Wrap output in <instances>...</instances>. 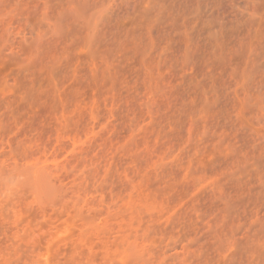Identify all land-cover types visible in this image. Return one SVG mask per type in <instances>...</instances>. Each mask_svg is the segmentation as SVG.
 I'll return each instance as SVG.
<instances>
[{
	"label": "rangeland",
	"instance_id": "374dc122",
	"mask_svg": "<svg viewBox=\"0 0 264 264\" xmlns=\"http://www.w3.org/2000/svg\"><path fill=\"white\" fill-rule=\"evenodd\" d=\"M0 264H264V0H0Z\"/></svg>",
	"mask_w": 264,
	"mask_h": 264
}]
</instances>
